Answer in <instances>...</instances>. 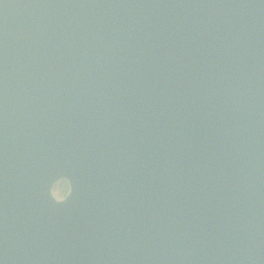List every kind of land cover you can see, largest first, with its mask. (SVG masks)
Returning a JSON list of instances; mask_svg holds the SVG:
<instances>
[{
  "label": "water",
  "instance_id": "obj_1",
  "mask_svg": "<svg viewBox=\"0 0 264 264\" xmlns=\"http://www.w3.org/2000/svg\"><path fill=\"white\" fill-rule=\"evenodd\" d=\"M0 264H264V0H0Z\"/></svg>",
  "mask_w": 264,
  "mask_h": 264
},
{
  "label": "rangeland",
  "instance_id": "obj_2",
  "mask_svg": "<svg viewBox=\"0 0 264 264\" xmlns=\"http://www.w3.org/2000/svg\"><path fill=\"white\" fill-rule=\"evenodd\" d=\"M66 184L65 182H60L55 186V194L57 197H63L67 193L68 187H66Z\"/></svg>",
  "mask_w": 264,
  "mask_h": 264
},
{
  "label": "trees",
  "instance_id": "obj_3",
  "mask_svg": "<svg viewBox=\"0 0 264 264\" xmlns=\"http://www.w3.org/2000/svg\"><path fill=\"white\" fill-rule=\"evenodd\" d=\"M66 187H68L67 184H66Z\"/></svg>",
  "mask_w": 264,
  "mask_h": 264
}]
</instances>
